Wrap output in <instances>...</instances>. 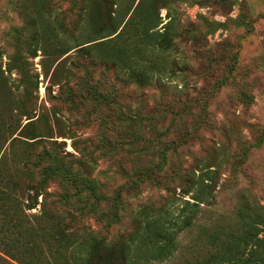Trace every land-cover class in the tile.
I'll use <instances>...</instances> for the list:
<instances>
[{"label": "rangeland", "instance_id": "1", "mask_svg": "<svg viewBox=\"0 0 264 264\" xmlns=\"http://www.w3.org/2000/svg\"><path fill=\"white\" fill-rule=\"evenodd\" d=\"M254 212L264 0H0V264H73L63 235L151 224L174 238L136 236L128 264H204Z\"/></svg>", "mask_w": 264, "mask_h": 264}, {"label": "trees", "instance_id": "2", "mask_svg": "<svg viewBox=\"0 0 264 264\" xmlns=\"http://www.w3.org/2000/svg\"><path fill=\"white\" fill-rule=\"evenodd\" d=\"M152 33V32H151ZM154 38L152 46L160 51H166L171 47V37L165 30L163 32H155L151 34ZM150 44V43H149ZM146 43V45H149ZM145 45V46H146ZM135 79L146 82L150 80L149 74L143 71L140 74L134 71ZM143 77V78H141ZM31 199V194L29 196ZM35 203L28 205V208H34ZM169 223V222H168ZM152 225V224H151ZM151 225H147L143 229V234L137 232L132 234L128 239H122L120 243H95L92 247L84 250L77 248V237L72 234L63 235V240L60 241L59 246L69 250L72 253L73 264H128L130 249L136 240L140 239L137 245H151L153 248L159 245V241L166 243L174 238L173 233L168 231L171 226L164 228L159 225L154 230H150ZM258 225L264 226V213L254 212L253 216L244 221L241 218V224L238 226V233L225 232L220 238L221 241L215 245V252L211 254V258L204 262V264H264V237H258ZM242 233V241L245 243V249L239 250V240L236 241L234 237ZM238 247V248H237ZM73 248V249H72ZM77 248V249H76ZM211 263H208L210 262ZM203 264V263H202Z\"/></svg>", "mask_w": 264, "mask_h": 264}]
</instances>
